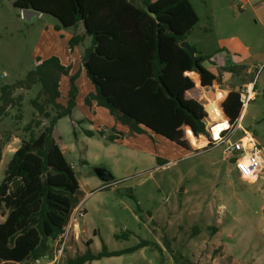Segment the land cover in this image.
Returning a JSON list of instances; mask_svg holds the SVG:
<instances>
[{"label": "rangeland", "instance_id": "rangeland-1", "mask_svg": "<svg viewBox=\"0 0 264 264\" xmlns=\"http://www.w3.org/2000/svg\"><path fill=\"white\" fill-rule=\"evenodd\" d=\"M247 1L240 7L238 0H190L198 21L185 41L196 51L211 55L204 64L215 72L235 68L227 71L230 74L216 88L238 90L253 82L254 94L242 110L240 125L264 146V66L260 67L264 64V0ZM251 5L262 8L255 12ZM58 24L48 14L26 21L12 0H0V88L22 80L34 67L36 56L66 50L69 36L82 29L78 24L57 30ZM61 85L65 98L59 101L65 104L67 83ZM38 87H15L11 96H21L20 110L8 106L0 116L1 151L5 148L0 181L12 152L28 137L23 127L32 117L42 119L29 103ZM215 87L208 89L215 91ZM90 89L83 74L77 81L76 106L54 127V137L80 186L79 203L70 216L78 234L70 241L66 258L84 252L87 240L94 253L101 250L102 243L107 250H124L146 241L134 251L92 264H175L174 257L180 255L190 264H264V168L253 180H245L226 156L225 143L208 145L215 121L206 103L208 97L215 100V93L208 91L201 98L207 112V135L185 132L198 140L200 149L195 151L163 137L131 134L124 125L117 126L118 131L126 129L121 131L122 137L110 141L108 135L116 127L101 115L93 124L87 122L83 97ZM47 110L54 114L50 105ZM42 121L44 125L48 119ZM228 128L234 127L228 124ZM87 129L93 131L92 136L85 135ZM240 133L236 128L230 139ZM156 155L168 162L158 165ZM96 168L111 177L102 179ZM2 219L0 215V222Z\"/></svg>", "mask_w": 264, "mask_h": 264}, {"label": "trees", "instance_id": "trees-1", "mask_svg": "<svg viewBox=\"0 0 264 264\" xmlns=\"http://www.w3.org/2000/svg\"><path fill=\"white\" fill-rule=\"evenodd\" d=\"M12 5L51 15L59 23L57 30L81 24L83 32L73 33L67 40L70 54L86 36L90 37V44L84 48L80 67L74 72L72 64H63L57 55L36 56L34 67L22 80L0 88L1 116L8 106L20 108L21 96H11L15 87L30 89L38 84L29 103L42 116L32 117L23 127L28 137L21 139L12 152L0 181V215L4 217L0 222V264L24 263L50 251V244L61 235L79 203V182L54 137V127L76 106L75 81L81 67L92 87L83 97L85 106L105 108L131 134L145 133L152 139L160 136L195 151L200 149L198 140L187 137L185 132L191 134L186 130L190 127L193 136L207 135V112L189 74L197 73L202 87L221 81L219 75L203 65L210 54L195 50L191 56L180 46L198 21L190 0H12ZM61 76L68 77L65 104L59 101ZM194 80L197 82L198 78ZM210 92L216 95L215 100L211 99L213 105L225 93L216 87ZM48 105L54 114L47 110ZM220 110L233 126L242 110L237 90L227 93L216 106L219 114ZM43 119H48L47 124L43 125ZM97 132L103 134L101 130ZM84 133L93 135L90 129ZM122 135L112 128L108 139L118 140ZM208 141L212 146L210 138ZM167 162L156 155L158 165ZM146 244L141 241L124 250H107L102 243L101 250L94 253L87 240L84 252L65 258L63 264H84ZM183 258L174 257L175 264H190Z\"/></svg>", "mask_w": 264, "mask_h": 264}, {"label": "built area", "instance_id": "built-area-1", "mask_svg": "<svg viewBox=\"0 0 264 264\" xmlns=\"http://www.w3.org/2000/svg\"><path fill=\"white\" fill-rule=\"evenodd\" d=\"M238 1L241 2L240 0ZM240 7H242V4H240ZM262 66H264V64L260 67ZM237 91L243 110L244 106L254 94L253 82L244 84ZM242 110L236 123L231 126L234 128L229 130V128L226 127L220 131L218 138L212 137L211 141L215 144L225 143L224 152L226 156L234 161L241 177L245 180L251 181L264 168V146L259 145L253 135L241 127L240 119L242 116ZM225 119L228 122V119ZM236 128H239L241 133L235 140H231L230 137ZM77 234L78 226L77 224L72 223L71 218H69L63 232L57 240L54 241L50 251L39 257L32 258L22 264H63L66 258V249H69L71 245L70 241L75 239Z\"/></svg>", "mask_w": 264, "mask_h": 264}, {"label": "crops", "instance_id": "crops-1", "mask_svg": "<svg viewBox=\"0 0 264 264\" xmlns=\"http://www.w3.org/2000/svg\"><path fill=\"white\" fill-rule=\"evenodd\" d=\"M136 1H139V0H136ZM241 1V4H242V6H244V4L246 3V2H248L247 0H240ZM252 7H254L253 8V10L256 12V11H260V8H262V6H259V5H257V6H254V5H251ZM40 15V14H39ZM197 24V23H196ZM78 27V26H77ZM82 29L80 30V32L82 33L83 32V27H82V25L80 26ZM61 31V35H62V37H63V39L65 40V34H64V31H62V30H60ZM60 31H58V32H60ZM80 32H77V34L79 33L80 34ZM188 36L189 35H187L186 36V40L188 39ZM70 37V36H69ZM90 44V37H88V36H86L85 38H84V40H83V42H81V43H79L78 45H76L75 47H74V49H73V52L70 54L68 51H67V45H66V50L64 49V50H61V51H52V52H50V53H47L44 57H42V58H46V57H48V56H50V55H57V56H59V58H60V60H61V62L63 63V64H66V65H68V64H72V68H73V72L74 71H76L80 66H79V62H80V58H81V55H82V53H83V50H84V48L85 47H87L88 45ZM80 46V49L78 48ZM203 54V53H202ZM205 63V61L203 62V65L206 67V68H208L212 73H214L216 76L217 75H219L220 76V78H221V81H220V83H218V82H213V84H212V86H216V85H219V86H221L222 84H223V82H224V76H225V74H226V76H228L230 73H228L227 71H221L222 73L221 74H219V73H217V72H215L209 65H205L204 64ZM75 68V69H74ZM196 73V72H195ZM85 75V73H84V70H83V68L81 67V71H80V74H79V76L77 77V79H76V85H77V81H78V79L82 76V75ZM196 75H197V78H198V81L196 82V80H194V79H192L193 81H194V83H195V85L197 86V88H198V100L201 102V98L203 97V96H205V93L206 92H208V91H211V90H209L208 88L209 87H202V86H200V83H199V77H198V74L196 73ZM86 77V76H85ZM61 82H65V84L67 83V89L65 88V90H67V92H68V77L67 76H61V78H60V99H61V102H62V100H64V98H65V96L62 94V92H61V89H62V85H61ZM244 85V84H243ZM91 89H92V87H91ZM90 89V90H91ZM217 89H219V90H221V91H224L225 93H224V96H223V98L222 99H220L219 100V105H220V103L222 102V100L226 97V95H227V93L230 91V90H232V88H227V89H223V88H217ZM64 90V91H65ZM89 90V91H90ZM233 90H236V88L235 89H233ZM67 96V95H66ZM60 102V103H61ZM202 103V102H201ZM87 115H86V117H87V122H89L90 124H93L95 121H96V119H98V117L101 115L102 117H103V120H106L107 121V123L108 124H110V125H112L113 127H116L117 128V130H119L118 129V127H121L120 125L121 124H119V123H117L115 120H114V118L111 116V115H109V113H108V111L105 109V108H103V107H97V106H91V108H87ZM118 126V127H117ZM123 130H121L122 132L123 131H125L126 129L125 128H122ZM126 131H128V128H127V130ZM134 135H136V134H134ZM142 137H145V136H142ZM156 137H160V136H156ZM170 142V141H169ZM172 143V142H171ZM179 147V146H178ZM4 149L5 148H2V151H1V156H2V154H3V151H4ZM151 151H153V153L154 154H156V151H154L153 149L151 150ZM3 219H4V217H2ZM2 219V220H3ZM103 258H108V257H103ZM99 260V259H98ZM94 261H97V260H93V261H90V262H86V263H84V264H92Z\"/></svg>", "mask_w": 264, "mask_h": 264}, {"label": "bare ground", "instance_id": "bare-ground-1", "mask_svg": "<svg viewBox=\"0 0 264 264\" xmlns=\"http://www.w3.org/2000/svg\"><path fill=\"white\" fill-rule=\"evenodd\" d=\"M189 76L192 79H196V75L193 73H190ZM204 97V96H203ZM206 97V96H205ZM206 109L210 113V116L213 118L215 121L214 124H212L210 128L211 135L214 138H218L219 133L221 130L225 129L228 127L227 121L224 119L223 114L221 115L216 111L215 105L212 104L211 99L208 97L207 98V103H206ZM191 133V132H190ZM193 136V135H192Z\"/></svg>", "mask_w": 264, "mask_h": 264}, {"label": "water", "instance_id": "water-1", "mask_svg": "<svg viewBox=\"0 0 264 264\" xmlns=\"http://www.w3.org/2000/svg\"><path fill=\"white\" fill-rule=\"evenodd\" d=\"M21 12H22V17L26 20V21H31L32 18L34 16H37L39 14H42L40 13L39 11H36L34 9H21ZM180 46L183 47V48H186L188 50V52L190 53L191 56H194L195 54V48L191 47L186 41H182L180 43ZM223 116L225 117V114L224 112H222ZM226 118V117H225ZM188 131L191 132V134L193 135L192 131H191V128L190 127H187ZM95 173L96 175L100 176L102 179H107L109 177L107 176H110L104 169L102 168H96L95 169ZM111 177V176H110Z\"/></svg>", "mask_w": 264, "mask_h": 264}]
</instances>
